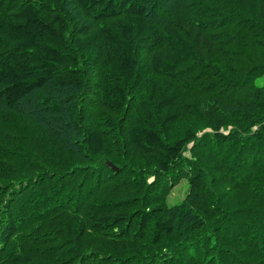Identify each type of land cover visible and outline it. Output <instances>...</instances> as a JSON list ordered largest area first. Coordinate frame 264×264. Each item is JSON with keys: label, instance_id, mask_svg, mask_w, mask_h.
<instances>
[{"label": "trees", "instance_id": "1", "mask_svg": "<svg viewBox=\"0 0 264 264\" xmlns=\"http://www.w3.org/2000/svg\"><path fill=\"white\" fill-rule=\"evenodd\" d=\"M263 74L264 0H0V264H264Z\"/></svg>", "mask_w": 264, "mask_h": 264}, {"label": "rangeland", "instance_id": "2", "mask_svg": "<svg viewBox=\"0 0 264 264\" xmlns=\"http://www.w3.org/2000/svg\"><path fill=\"white\" fill-rule=\"evenodd\" d=\"M255 85H263L264 84V74L257 77L254 80ZM186 188V181L182 180L168 195V203H174L178 201Z\"/></svg>", "mask_w": 264, "mask_h": 264}]
</instances>
